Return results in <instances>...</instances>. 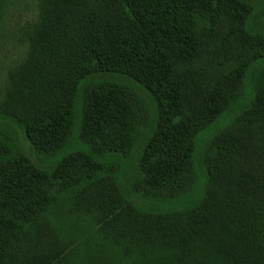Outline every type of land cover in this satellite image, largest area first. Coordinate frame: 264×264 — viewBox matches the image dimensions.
<instances>
[{
	"label": "trees",
	"instance_id": "16d2710c",
	"mask_svg": "<svg viewBox=\"0 0 264 264\" xmlns=\"http://www.w3.org/2000/svg\"><path fill=\"white\" fill-rule=\"evenodd\" d=\"M257 2L0 0V264H264Z\"/></svg>",
	"mask_w": 264,
	"mask_h": 264
},
{
	"label": "rangeland",
	"instance_id": "374dc122",
	"mask_svg": "<svg viewBox=\"0 0 264 264\" xmlns=\"http://www.w3.org/2000/svg\"><path fill=\"white\" fill-rule=\"evenodd\" d=\"M255 9L257 10V14H259L258 16L261 17V21H260L261 27L260 28L264 30V3L263 2L255 3ZM22 17L23 18L21 19L25 20L27 17H29V15L27 14ZM3 55L5 57L2 63L3 72L0 75L1 77L0 84H2V81L5 77L7 66L9 64H13L16 58L18 57L17 51L14 50L13 47L8 48V51L5 52ZM8 131L11 135H15L17 137L16 139L19 144V149L26 155L30 156L35 163H40V161L36 157H34L32 152H30V150L28 149L22 134L19 131L14 130L12 128H10ZM179 205L182 206L184 204L182 205L178 204V206ZM52 216L61 227L66 228L68 232H72L76 234L77 236L76 239L78 241L79 247L80 246L87 247L86 240L89 239L90 237L89 233H91V229L88 223H86V221H83L79 218H72V217L67 216L64 213L62 206H58L56 209H54L52 212Z\"/></svg>",
	"mask_w": 264,
	"mask_h": 264
}]
</instances>
